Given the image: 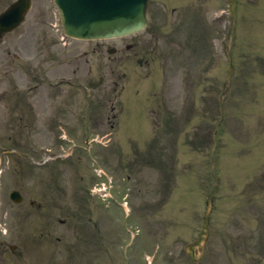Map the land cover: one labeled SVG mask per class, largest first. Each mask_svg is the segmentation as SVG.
Wrapping results in <instances>:
<instances>
[{
	"label": "rangeland",
	"instance_id": "obj_1",
	"mask_svg": "<svg viewBox=\"0 0 264 264\" xmlns=\"http://www.w3.org/2000/svg\"><path fill=\"white\" fill-rule=\"evenodd\" d=\"M251 1L238 0V19H236V26L233 27L230 41L236 68L232 90L224 103V117L221 115L219 97L226 87L229 65L222 45V40L228 34L230 26V20L226 14L228 0H204L206 19H208L211 28L213 27L211 30L213 41L210 53L204 55L202 66L193 60L192 69L189 62L178 65L176 60L170 59L165 67L162 64H159L158 68L154 66L152 72L145 67L135 68V73L128 71L129 80L125 82L120 81L123 74L120 69L117 76H107V79H104V86L102 84L96 86V89L94 88L93 94L97 95L98 91L107 86L110 89L114 88L113 82L117 80L119 81L118 89H121L122 86L129 87L125 89L127 93L139 90L140 96L144 97L142 99L145 102L144 105L153 106L156 104L153 93L158 92L167 81L165 93L171 99H176L179 95L186 101L188 100L189 104L191 97L194 105H197V113L193 114L192 128L166 129L170 136L164 134L159 139L160 143L150 145V147L147 145L149 151L142 152L146 159L152 156L151 153L155 155L156 168L144 160L141 165L132 168L134 172L136 171L135 173L141 171L139 177L144 182L140 183L139 187L129 186L132 192L128 200L135 207L147 208V211L138 212L132 217L135 219L134 224H137L138 221L143 228L136 232L134 236L137 237L135 239L127 238L133 235L125 234L127 231L125 224H128V220L122 210L114 205L115 202L112 204V206L114 205L113 209L107 211L105 204L109 205V201L104 202L98 197L92 198L85 192L83 188L85 182L81 180L84 174L81 171L79 173L78 167L75 168L77 157L74 155L73 158L65 162L64 190L56 199L59 206L58 212L63 210L61 217L65 220V225L52 224L48 230L44 231L53 236L44 237L41 241L38 240L40 236H36L37 232L44 229L46 222H51L59 215L56 213L57 210L48 208V214H40L34 208L29 207V200L41 201L40 191L36 190L35 186H33V191H29L30 193L24 192L27 198L26 202L19 206L13 205L8 196L9 191L13 188L11 177L9 175L6 180L2 179L1 186L4 195L0 196V206L3 208L5 219L1 214L0 221L2 230L5 229L7 234L6 236L0 234V264H43L41 257L44 253L42 252L49 250L54 256L53 259L55 258L50 261V264H57L58 259H62L60 264H93L85 249L93 248L98 239L104 242L106 252L97 250L98 256L95 257L94 264H145L144 258L146 259L145 254L147 253L153 257L154 264H192L185 254V246L193 242L202 229L205 207L213 185L212 160L210 158L214 145L213 135L222 117L223 120L217 134L215 157L218 164L215 171L219 177L223 173L224 180L221 179L220 188L215 197L212 232L207 247L208 256H206L204 264H241L242 262L250 264L252 262L251 228V237L256 238L258 243L259 236H261L260 230L264 231L260 223V219H263L264 215V209L260 205L263 203L260 200L264 199V191L259 190L258 199L255 203L252 202L253 183L251 184L248 180L249 176L256 175L254 181H257L259 188L264 186V177H259L260 174H264V1L256 0L254 3H250ZM214 20L212 26L211 23ZM60 27L59 16L52 0H33V9L26 24L16 33L7 36L0 44V83L5 82L2 87H6L7 77H9L7 74L15 71L26 72L21 69L14 70L17 64H31L38 66L39 69H49L50 77L57 82L60 80L59 74L68 78L74 76L78 85L88 84L85 74H88L89 69H93L92 78H98L96 70H100L102 67L100 63L109 61L113 68H121L120 62L115 60L118 57L108 60V54L105 51L80 59L75 57L85 51H91L95 47V43L70 39L67 41L68 45L63 46L60 43L62 36ZM135 39L141 42L154 40L152 34L147 32L141 33ZM168 41L167 37L161 39V47H166ZM69 43L71 44L69 45ZM191 44L192 41H189L186 45L187 48ZM73 50H76L77 53L73 54ZM188 53L191 55L192 51L190 50ZM256 53L260 54L255 55ZM15 54L21 57L19 61H14ZM87 59L89 63H87ZM74 73L77 74L74 75ZM165 77H167L166 81ZM97 80L96 84H99L100 81ZM82 89L79 91L81 96L84 95ZM174 93L177 94L176 97L173 95ZM183 98L171 103L176 106V113L184 116L186 113L176 105L181 106L184 103ZM52 102L59 104V99H52ZM101 111L104 112L105 108ZM201 111L204 112V115L201 114ZM136 113L135 118L141 121L142 114L139 111ZM150 115L149 120L146 119L149 132L144 139L152 135L161 136L156 127V121L159 118H154L151 112ZM164 117L161 114V121L164 120ZM129 121L131 119L124 117L122 120L113 121L116 126H120V130L114 132L117 141L124 139L122 131ZM71 122L73 120L70 118V122L67 124L72 126ZM159 129H162L161 125ZM180 135L189 137L191 140L174 144L175 152H173L170 144L165 141L170 140L172 143L173 136ZM135 136L138 135L135 134ZM128 146L129 143H124L122 147L126 149ZM141 146L143 144H139L140 148ZM168 146L170 157L166 156ZM53 148L55 149V145ZM77 150L81 152V149ZM112 150L113 148L110 151H103V153L100 151V156L108 159L107 152L111 155ZM94 151L92 154L95 153ZM120 152L127 155L126 160L133 157L129 148L128 151ZM195 155H200V157L194 159ZM121 156L120 154L111 155V160L107 163L108 170L114 172L115 176L112 190L120 196H122L125 178L122 173L116 172L115 168L120 165ZM173 157V165L169 166H172V187L175 189L170 200L165 202L162 190L168 187L167 184L166 187L161 185V165L168 163ZM179 161H183V166L187 162L194 164V168L190 172L191 180L187 181L186 179L185 181L180 175L181 179L175 182V171L178 169L176 164ZM184 169L189 170L185 167ZM128 171L134 173L130 169ZM104 180L105 178H97L93 182L90 181L89 185H98ZM191 181L196 186L194 189L196 192L193 191ZM84 185L88 186V182ZM177 189L178 194L175 196ZM253 204H256L254 205L256 207ZM159 206V211L155 213L150 211V208L154 207L157 210ZM51 211L54 212L52 216L49 214ZM89 216H92L94 221L88 226ZM30 218L28 223L30 231H22V228L27 226L23 223L28 222ZM80 218L84 221L82 224L79 222ZM95 228L98 230L96 231ZM255 232L257 236H254ZM95 235H97L96 238ZM57 239L61 241L58 244L56 243ZM2 244L5 245L2 246ZM14 244H17L19 248L15 254L11 252V246ZM46 244H48L47 249L44 248ZM235 246L242 250L239 259L235 254ZM123 249L124 254L121 252ZM88 259L90 260L88 261Z\"/></svg>",
	"mask_w": 264,
	"mask_h": 264
},
{
	"label": "water",
	"instance_id": "obj_2",
	"mask_svg": "<svg viewBox=\"0 0 264 264\" xmlns=\"http://www.w3.org/2000/svg\"><path fill=\"white\" fill-rule=\"evenodd\" d=\"M61 4L64 7H61V14L63 22L65 21L66 28L69 33H72L76 36H102V35H118L123 34L129 31H133L137 29L141 23L143 22V5L139 7V10L136 12L137 17H134L130 20H124L119 23V26L116 24L107 25L106 20L104 18L103 23H97L99 15L102 13V10H96V12L91 15H87L83 17L80 15V12L85 8L88 4L86 0H81L75 6L72 5L71 0H60ZM16 9H12L8 12L2 19L3 25H9L13 23H19L25 13L28 4L26 1L21 2ZM21 14V15H20ZM117 18V17H112ZM75 27H83V28H72ZM208 234V219L205 222V230L201 235V238L197 245H201L204 237ZM194 246H190L189 249L193 251ZM193 257L194 255L191 254ZM195 258V257H194Z\"/></svg>",
	"mask_w": 264,
	"mask_h": 264
}]
</instances>
